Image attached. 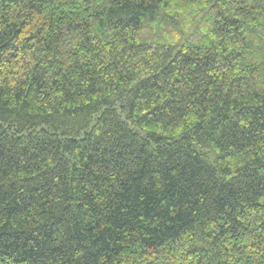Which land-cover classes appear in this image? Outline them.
<instances>
[{"label":"trees","instance_id":"obj_1","mask_svg":"<svg viewBox=\"0 0 264 264\" xmlns=\"http://www.w3.org/2000/svg\"><path fill=\"white\" fill-rule=\"evenodd\" d=\"M0 264H264V0H0Z\"/></svg>","mask_w":264,"mask_h":264}]
</instances>
